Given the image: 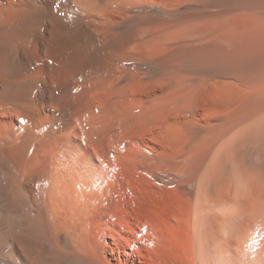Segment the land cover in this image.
Here are the masks:
<instances>
[{"label":"bare ground","instance_id":"bare-ground-1","mask_svg":"<svg viewBox=\"0 0 264 264\" xmlns=\"http://www.w3.org/2000/svg\"><path fill=\"white\" fill-rule=\"evenodd\" d=\"M263 180L264 0H0V264H264Z\"/></svg>","mask_w":264,"mask_h":264},{"label":"rangeland","instance_id":"rangeland-1","mask_svg":"<svg viewBox=\"0 0 264 264\" xmlns=\"http://www.w3.org/2000/svg\"><path fill=\"white\" fill-rule=\"evenodd\" d=\"M253 186H250L252 188L250 194H252L253 190L255 192L252 195L249 194L250 196L248 195L250 198L248 207L251 211V217L249 215L250 220L248 218L246 219L247 222L244 221V224L242 223L244 225L242 230L245 231H242V233L244 234V243L253 248L254 252L261 253L264 251V180L258 183L256 188Z\"/></svg>","mask_w":264,"mask_h":264}]
</instances>
